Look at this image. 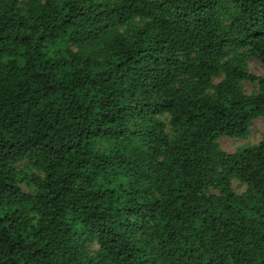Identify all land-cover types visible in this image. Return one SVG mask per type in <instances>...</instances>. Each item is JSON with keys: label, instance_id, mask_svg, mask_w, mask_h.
<instances>
[{"label": "trees", "instance_id": "trees-1", "mask_svg": "<svg viewBox=\"0 0 264 264\" xmlns=\"http://www.w3.org/2000/svg\"><path fill=\"white\" fill-rule=\"evenodd\" d=\"M251 60L264 0H0V264H264Z\"/></svg>", "mask_w": 264, "mask_h": 264}, {"label": "rangeland", "instance_id": "rangeland-1", "mask_svg": "<svg viewBox=\"0 0 264 264\" xmlns=\"http://www.w3.org/2000/svg\"><path fill=\"white\" fill-rule=\"evenodd\" d=\"M249 70L257 76H264V67L255 60H251L248 63ZM247 92L253 90V86L250 84H245L244 86ZM264 133V121L261 118L255 119L250 127V132L248 136L244 139H228L220 138L218 143L221 149L228 153H234L238 148L244 145H255L261 139V134ZM243 189H237V192L240 193Z\"/></svg>", "mask_w": 264, "mask_h": 264}]
</instances>
